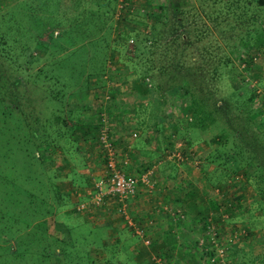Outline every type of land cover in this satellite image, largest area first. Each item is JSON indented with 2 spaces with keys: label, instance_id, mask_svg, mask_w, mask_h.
Returning <instances> with one entry per match:
<instances>
[{
  "label": "rangeland",
  "instance_id": "obj_1",
  "mask_svg": "<svg viewBox=\"0 0 264 264\" xmlns=\"http://www.w3.org/2000/svg\"><path fill=\"white\" fill-rule=\"evenodd\" d=\"M250 1V10L257 15L248 9L243 22L236 23L234 0H0V264L147 262V252L139 262L126 254L116 258L111 247L100 245L102 231H86L85 223L71 227L78 221L74 209H54L57 198L51 184L62 173L54 167L62 152L53 148L55 134L59 128L57 141L62 146L65 128L60 120L72 122L74 117L66 110L72 106L75 114L73 105L89 99L83 91L78 93L88 85L94 87L96 105L104 103L107 95L105 103L113 102L114 84L127 94L131 74L140 76L136 79L141 87L148 78L152 99L165 93L176 108L188 104L191 94L211 112L212 121L198 137L194 129H176L179 136L195 142V156L181 144L187 156L181 151L176 164L183 166L189 154L194 169H202L213 190L222 193L223 206L235 201L226 186L239 192L254 185L260 194L264 187L260 181L264 177V46L246 49L238 42V35L245 38L246 31L253 40L259 37L260 29L254 31L261 27L259 18L264 24L259 16L264 8L256 9L255 0ZM155 4L161 7L158 13ZM173 6L178 7L176 12ZM217 10L231 11L232 27L217 18ZM130 99L141 104L139 109L148 106L147 97L141 100L134 93ZM188 117L182 116L177 127L184 126ZM31 131L36 137H27ZM244 140L252 142L249 147H243ZM63 210L71 211L65 220L59 213ZM208 217L199 222L202 249ZM246 231L227 242L244 245L243 238L251 235L249 227ZM225 235L219 233L220 243L228 240ZM229 244L214 264H229ZM207 253H214L205 251L206 262L212 264ZM171 259L166 257L168 262Z\"/></svg>",
  "mask_w": 264,
  "mask_h": 264
},
{
  "label": "crops",
  "instance_id": "obj_2",
  "mask_svg": "<svg viewBox=\"0 0 264 264\" xmlns=\"http://www.w3.org/2000/svg\"><path fill=\"white\" fill-rule=\"evenodd\" d=\"M136 77L138 75L133 74L127 77L129 79L125 90L127 94H122L123 88L120 89L116 84L111 86L113 102L110 104L99 102L96 105L93 100L94 87L90 89L92 86L88 85L89 89L78 91V93L83 91L89 99L73 105L77 112L72 113V106L65 109L67 115L74 117L71 118L74 124L85 125L87 130L83 133L79 129L76 136L71 134L67 137L66 135L64 139L66 146L63 144L62 148H59L62 152L56 156L58 164L54 167L57 170L61 169L62 173L55 176L56 180L51 184L57 198L54 209L67 206L69 210L74 209L75 212H72L78 221L71 227H77V223H85L89 226L86 231L89 229L102 231L100 245L105 248L111 247L112 253L116 254L118 259L126 254L139 262L141 254L147 252L148 258L155 254L162 257L167 264H208L205 260V251L202 245L198 244V239L200 233L202 234L199 222L202 216L209 215L212 224L222 236L242 229L247 234L246 227L250 228L251 235L243 238L246 240L244 245L238 241H236L238 244L232 245L226 242L230 245L229 264H264L262 195L258 194L254 185L245 186L239 192L226 186V191L231 190L234 194L235 201L233 205L227 202L228 207L225 203L224 206L221 205L222 193L217 194L216 190H213L209 178L207 179L208 176L206 180L203 177L202 169H194L192 166L193 158L189 154L194 155L192 147L195 142L188 136H183L188 140L184 143L183 137L176 133V129L184 130V132H187L185 129L189 128L194 131L198 129L188 127L186 120L184 126L177 127L176 122L182 119L181 107L178 105L176 108L175 104H170L165 93L159 97L155 95L156 100L152 99L147 90L149 85L146 84L142 88L141 82ZM153 88L154 86L150 89ZM134 93L141 100L147 97L149 101H145V103L148 102L146 108L139 109L141 104L130 99L131 94ZM102 109L110 119L109 136L117 156V164L119 168L121 165L124 166L122 170L125 172H122L137 175L149 166H153L154 169L153 189L148 190L140 185L136 194L127 200L129 216L134 226L141 230L143 238L136 234L133 228L128 227L121 216L115 212L113 199L105 201L99 207L87 206L86 210H77L78 203L88 201L87 195L92 191L93 182L105 173V159L97 143L98 124H95L98 112ZM167 128L172 129V134L165 133ZM202 132L199 130L198 135ZM169 137L172 140H169ZM181 144L190 149L188 160L183 163V166L176 164L179 163L177 159L179 154L185 149L180 147ZM186 150L183 154L187 156ZM159 157L165 159L158 160ZM154 160L156 163L153 162ZM204 173L207 172L204 171ZM225 194L223 193V196ZM231 206H234L232 211ZM174 211H181L185 217L182 220L173 221L170 215ZM70 212L63 210L59 213H63L62 219L65 220ZM68 218L71 220V216ZM230 221L235 222L233 224L236 226L231 225ZM238 235L242 236L239 233ZM167 256H172L174 261L168 262Z\"/></svg>",
  "mask_w": 264,
  "mask_h": 264
},
{
  "label": "built area",
  "instance_id": "obj_3",
  "mask_svg": "<svg viewBox=\"0 0 264 264\" xmlns=\"http://www.w3.org/2000/svg\"><path fill=\"white\" fill-rule=\"evenodd\" d=\"M145 81L147 85H150L148 78H145ZM103 99L105 103V101L108 99V95L103 97ZM98 120L99 124L97 129V143L99 150L105 159V173H103L101 178H98L93 182L91 186L92 191L89 193L88 201L78 203L77 210H85L87 206L99 207L103 203H105V201L113 199L115 202V212L119 216H121L128 227L133 228L134 232L141 238H143L141 230L134 226V223L129 216L127 200L132 198L136 194L140 185L145 186L148 190L153 189V166H149L137 175L123 173L117 164V156L115 154V150L112 146V142L109 136L110 119L104 109L98 112ZM123 163L125 164V161ZM88 202L91 206L88 204L85 205V203ZM170 216L172 217L173 221H177L179 220V218H183V214L181 211H174ZM208 221H210V224H208V227H206V243L203 244L206 247L203 249L206 251V249L209 248V250L214 253V255L211 254L209 256V261L214 264L215 259L218 257H222L224 251H226L225 249L227 241L232 242V237H235L236 233H239L242 236L246 235V233L244 229L239 230L238 232L234 230V233H229L228 240L224 241V243H220L218 241L219 233L217 228L211 223L210 217L208 218ZM149 260L150 264H167L162 257H159L155 254L151 255Z\"/></svg>",
  "mask_w": 264,
  "mask_h": 264
},
{
  "label": "trees",
  "instance_id": "obj_4",
  "mask_svg": "<svg viewBox=\"0 0 264 264\" xmlns=\"http://www.w3.org/2000/svg\"><path fill=\"white\" fill-rule=\"evenodd\" d=\"M234 1H235L236 4H234V5L232 4L233 7H234V10L233 11L236 12V14H238L237 20L235 19V22L236 23H242L245 15H246V12L248 11V9L250 10V8H251V7H249V3H248V2H251V1L250 0H247V2L244 1L243 3L241 2L240 4H238V1L240 2L241 0H234ZM255 3H256V9H258L257 6L260 7V8H264V0H255ZM155 5H156V8H157L155 12L158 13V11L161 9V7L158 4H155ZM207 7H208V5H207ZM177 9H178L177 6H173V11L176 12ZM217 12H218L217 13L218 14V17L217 18L220 17L222 23H225L227 27L228 26L229 27H232L233 26V22L231 21L232 19H230L231 18V11H229L228 14H226V13L223 14V13H221V11L219 12V10H217ZM250 12H252L251 14H253V16H256L257 15V13H255V11L253 9H251ZM257 12H258V10H257ZM259 16L260 17L263 16V19H264V11L261 10V13H260ZM254 20L255 19H253V21ZM225 21H227V22H225ZM259 21H260L259 26L261 25V27H259L257 30H254L253 29L254 31H257V32L260 29L259 30L260 31L259 37L255 38L253 40V37L250 36L249 31H246L245 38H241L238 35V42H240L242 45L246 46V49L252 47L254 44H255L254 46H264V24L262 23V21L260 20V18H259ZM234 25H235V23H234ZM252 40H253V42H252ZM242 41L244 42V44L242 43ZM98 78H100V77H98ZM86 82L88 83V80ZM189 95H190L189 103L183 105L180 110H181L182 116H184L183 114L189 116L188 119H187L188 120L187 121L188 127H194L196 129H198V130H195V131H197L196 132L197 133V136L196 137H198V131L199 130L200 131H205L207 129L206 127L208 126V124L211 123V121H212V118L211 117L213 115L211 114L210 111H208L202 105H200V100H197L196 98L191 97V94H189ZM253 97H254V94H252V96L249 97L250 100H252ZM0 99H2V97H0ZM250 119L251 118L248 117V121L249 122L252 121V119L251 120ZM60 121L62 122L63 128H65V133L63 134V137H66V134H67V137H69L71 134H74L76 136L77 135L76 133L79 132L78 131L79 129H81V131L83 133H85L86 130H87V128H86L85 125L74 124L73 122L69 124L68 121L65 120V119H63V118ZM95 124L96 125L99 124V120H98L97 117H96ZM185 124H186V122H185ZM174 134H176V133H174ZM221 134H223L225 136L224 132H222ZM36 135L37 134H36L35 131H31L30 135L27 136V137H31L32 138V137H36ZM60 135H61L60 134V129L58 128V130H57V132L55 134V139H56L55 141L56 142H54V144H53V147L55 148V150H59V148H61V145L57 141V140H59L58 138L60 137ZM182 140H183L184 143L188 142L187 138H185V137H183ZM46 142H50V141L47 140ZM51 142H52V140H51ZM251 143L252 142H248L247 140H244L242 142L243 147H245V148L249 147ZM239 150H242V149L239 148ZM38 156H39V154H38ZM157 159L158 160H161L162 158L159 157ZM260 181L264 182V177H262V179H260ZM262 189L263 190H259V192H260V195H262V198H264V187ZM179 220H182V219H179ZM207 254H209L208 256H210V253H207ZM147 263L150 264L149 258L147 259L146 264Z\"/></svg>",
  "mask_w": 264,
  "mask_h": 264
}]
</instances>
